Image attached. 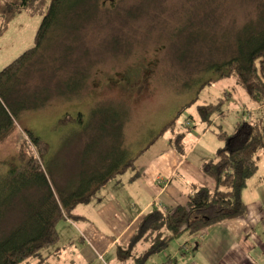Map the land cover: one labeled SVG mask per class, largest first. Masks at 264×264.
Returning <instances> with one entry per match:
<instances>
[{
    "label": "rangeland",
    "instance_id": "rangeland-1",
    "mask_svg": "<svg viewBox=\"0 0 264 264\" xmlns=\"http://www.w3.org/2000/svg\"><path fill=\"white\" fill-rule=\"evenodd\" d=\"M6 1L10 0H0L2 8ZM49 3L36 0L32 8L15 13L2 9L0 27L4 15L13 14V18L0 36V70L33 47ZM79 9L89 13L79 16L76 23L64 20L54 40L30 60V69L20 71L13 81L30 99L32 94L44 97V103L23 108L16 127L0 141V179L13 168L24 172L26 165L38 164L53 188V180L60 188H71L79 185L90 166L107 162L99 159L98 150L109 154V148H125L135 158L163 135L165 124L176 122L181 128L190 114L196 119L191 120L187 144H198L206 157L215 158L225 144L215 131L231 134L239 121H261L264 103L252 100L234 72L229 75L225 61L235 54L241 27L264 22V0H87ZM72 24L77 28L69 29ZM39 55L42 64L37 65ZM77 79V88L65 84ZM219 97L226 99L223 111L213 115L220 117L213 121L216 129L203 131L197 105L222 100ZM111 110L126 111V116L121 115L125 123L120 117L116 124L120 139L111 140L107 131L97 137L102 132V112ZM71 113L81 115L87 124L83 125V118L73 119ZM76 124L78 129L70 128ZM98 139L101 147L93 144L87 149ZM260 156L254 174L257 181L264 180L263 151ZM122 175L119 172L109 180ZM36 195L39 191L34 187L28 191L30 198ZM15 201L19 206L9 204L7 214L3 211L6 216L0 219V232L18 221V207L24 203L23 199ZM89 209L96 216L92 206ZM64 223L76 227L60 220L59 232ZM145 234L149 243L157 237V232ZM72 238L78 240V236ZM180 239L176 237L163 250ZM47 250H42L44 256L52 251ZM72 250L71 245L61 249L44 264H69ZM61 254L66 260L59 262ZM38 260L30 257L19 264H37Z\"/></svg>",
    "mask_w": 264,
    "mask_h": 264
},
{
    "label": "trees",
    "instance_id": "trees-1",
    "mask_svg": "<svg viewBox=\"0 0 264 264\" xmlns=\"http://www.w3.org/2000/svg\"><path fill=\"white\" fill-rule=\"evenodd\" d=\"M85 1L87 0H50L37 30L33 47L0 70V141L16 127V120L23 108H37L44 103V97H34L32 94L30 99V96L21 92L13 81L20 71L26 67L30 69L32 66L30 60L36 58V54L45 44H50L54 40L56 34H59L58 31L62 29L61 26L65 25V23L62 24L64 20L72 19L76 23L81 19L79 16L89 13L87 9H79ZM35 2L36 0L6 1L3 8L0 6V12L4 9L15 13L32 8ZM4 17L6 19L0 27V36L13 18V14L4 15ZM75 28H77L75 24L69 27V29ZM239 32L235 54L225 61L226 66L229 67L228 73L231 75L234 72L238 82L244 86L252 100L264 103V22L243 25ZM40 56L35 62L37 65L42 64ZM218 66L220 65H213V68ZM78 81V79L65 81V84L77 88L79 85L74 84ZM224 100L198 105L199 120L204 130L216 129L212 126L215 119L213 115L223 111ZM122 114L126 116V111L123 113L116 110L103 111L104 121L102 120L100 126L102 132L97 137L101 138L107 131L111 140L114 136L120 139L116 124ZM71 115L78 121L83 118L79 114L71 113ZM70 120L71 118L66 121ZM189 120L186 121L187 124L184 123L183 130H175L174 125L168 124L169 122L164 125L167 127L163 134L169 129L173 130L174 136L170 140L175 143L174 145L179 144V149H181L180 142L193 125ZM122 121L125 123L121 117ZM85 123L87 124L86 120L83 121V125ZM70 128L78 129L77 124ZM121 129L124 130L122 126ZM221 131L215 132L225 140L224 147L218 151L215 158L205 162L203 166L204 172L215 180V190L212 191L207 186H199L189 195V201L185 206H177L166 213L155 209L147 214L140 224V233H143L142 230L145 233L157 232V237L145 256L137 260V264H143L142 261L147 255L162 251L170 241L184 231L197 232L226 219L237 217L246 210L242 192L248 179L258 170L259 152L264 151V114L259 123L239 121L233 133L227 134L224 130ZM99 140L97 142L94 140L87 149H90L93 144L97 148ZM97 155L99 159L106 158L107 162L105 164L101 162L99 167L94 164L90 166L91 171H84L79 185H70L71 188H60L55 180H53L55 186L53 188L49 178L38 164L26 165L27 169L24 172H18L13 168L1 175L0 219L6 216L7 205L19 206L15 198L21 201L23 199L24 206L21 203L20 208L18 207L21 211H18L20 212L18 221L10 229L0 232V264H19L30 257H37L39 259L37 264L46 263L48 256L58 253L61 249L58 222L65 218L72 220L81 218V215L73 213L75 206L90 201L99 185L119 172H124L133 165L136 158H130V152L125 148L119 150L109 148V154L98 150ZM33 187L39 191V196L33 197V194L30 198L28 191ZM3 211L6 213L5 216ZM164 226L168 231L163 229ZM44 249L52 251L44 256L42 251Z\"/></svg>",
    "mask_w": 264,
    "mask_h": 264
},
{
    "label": "crops",
    "instance_id": "crops-1",
    "mask_svg": "<svg viewBox=\"0 0 264 264\" xmlns=\"http://www.w3.org/2000/svg\"><path fill=\"white\" fill-rule=\"evenodd\" d=\"M190 118L196 119L193 115ZM175 124V130L184 129L185 125L177 128ZM168 131L140 152L121 177L106 181L90 201L77 204L73 213L81 218L63 220L76 225L64 223L60 232L61 249L73 247L69 264H134L135 256H143L151 245L137 237L144 216L159 205L167 210L185 206L199 186L216 187L214 179L203 170L205 162L213 158L206 157L198 144H187L189 131L180 142L181 149L170 140L173 130ZM242 199L246 210L241 215L194 233L184 231L172 247L148 255L143 264H264V180L257 181L254 175L249 178ZM73 236L78 240H69ZM65 260L61 254L58 261Z\"/></svg>",
    "mask_w": 264,
    "mask_h": 264
},
{
    "label": "bare ground",
    "instance_id": "bare-ground-1",
    "mask_svg": "<svg viewBox=\"0 0 264 264\" xmlns=\"http://www.w3.org/2000/svg\"><path fill=\"white\" fill-rule=\"evenodd\" d=\"M218 118H216V119H214V121H216ZM158 180H161L160 178L158 179ZM104 184V183H103ZM102 184V185H103ZM102 185H99V187L98 188H100V186H102ZM97 188V189H98ZM156 208H158V210H160L162 213H166L168 210L167 209H165V208H163L161 205H159V207L158 206H156ZM153 212V211H152ZM145 217V216H144ZM143 220V219H142ZM142 220H141V222H142ZM141 222H140V224H141ZM163 229H165V230H167V227L166 226H164L163 227ZM141 232V228H140V225L138 226V234H137V237L140 239L141 237L143 238L146 234H145V231L144 230H142V232L143 233H140ZM147 233V232H146ZM151 245H152V243H151ZM151 245H150V247H151ZM149 250V249H148ZM147 250V251H148ZM146 253V252H145ZM152 254V253H151ZM150 255V254H149ZM145 256V254L143 255V256H135V261H136V263L135 264H137V260L138 259H140V258H143ZM148 256V255H147ZM146 256V257H147ZM145 257V258H146ZM145 258L143 259V263H144V260H145Z\"/></svg>",
    "mask_w": 264,
    "mask_h": 264
},
{
    "label": "flooded vegetation",
    "instance_id": "flooded-vegetation-1",
    "mask_svg": "<svg viewBox=\"0 0 264 264\" xmlns=\"http://www.w3.org/2000/svg\"><path fill=\"white\" fill-rule=\"evenodd\" d=\"M113 1V0H112Z\"/></svg>",
    "mask_w": 264,
    "mask_h": 264
}]
</instances>
